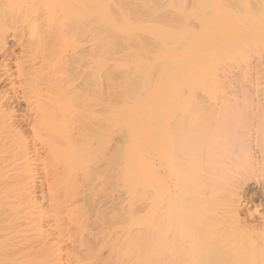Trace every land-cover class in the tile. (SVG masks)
<instances>
[{
  "label": "rangeland",
  "instance_id": "1",
  "mask_svg": "<svg viewBox=\"0 0 264 264\" xmlns=\"http://www.w3.org/2000/svg\"><path fill=\"white\" fill-rule=\"evenodd\" d=\"M32 18L38 22L37 38L40 36L41 41L38 38V43L41 46L36 43L37 38H31L28 35L29 25L34 20ZM43 39L45 46L42 45ZM29 40L30 44L33 40L39 48H45V50L37 48L38 46L32 42L36 49L34 48V51L31 45L33 51H30ZM4 42H6V46ZM26 44L28 48H23ZM5 47L7 48L5 49ZM0 49V54L3 51L9 53L5 58L8 59L7 61L2 58L4 52L0 55V60L6 62L3 64L4 62L0 61V65H7L5 66L7 70H12L10 73H15L17 68L15 66L20 61L25 65L29 63L28 57L30 58L31 55L35 57H33L34 61L31 59L32 56L30 58L33 61H31L32 65L36 63L35 67L41 66L40 62L42 64L45 62L41 60L48 56L50 59L54 58L51 61L49 58L46 59L48 60L46 63H50L52 60L57 61L59 58L63 61L62 63L59 60L63 65L66 64V66H61L64 69L58 68L60 71L55 68V76L50 67L49 74L57 79L62 76V83L68 82L69 86H67V98L59 99L62 104L61 112L66 111L67 113L64 114L69 115L70 121L67 119L68 115H63V118L69 121L63 119L65 126L61 124L62 122L60 123L61 131L63 130L61 133L68 131V134H65L69 136V143L65 144L60 141L59 143L62 142V145L59 146L62 149L60 148L58 153L57 150L54 153L58 154L57 158L62 155L60 160L65 156L68 161L63 159L56 161L53 157L54 154L50 155L47 151L54 159L47 153L46 158H49L47 163L52 161V163L49 162L51 165L48 163L51 169H56L59 166L67 171L70 170L67 175L71 177L67 178L68 182L65 180L67 184L64 182L66 186L63 185V188L62 185L59 186L60 192L57 190L61 198L67 199V203L64 202V204H68L67 207L70 208L67 211V216L65 215L69 219L64 217L67 221L64 224L68 226L69 231L72 228V232H75L73 228H77L78 232L88 229V233L90 231L98 233L97 235L100 237L95 235L97 239L94 238V242L98 244L96 241L101 238L100 243L102 237L106 239L105 236L108 235L105 234L109 232L116 231L118 232L115 233L116 236L123 238L128 233L127 229L136 232L148 225L150 191L146 130L150 125L154 131L163 132L168 127H166V122L169 126L172 122L171 126L175 129L170 127L174 132L173 136L170 135L171 133L167 136L164 131L165 139L169 136L170 139H174L176 130L178 136L176 142L179 144L181 141L179 138H182V144H179V146L182 145L180 147L182 150L188 147V143L193 144L194 139L195 142L200 138L199 136H205L204 133L209 135L211 129H214L215 133L219 132V139L217 138L221 143L219 145L224 146L219 152L223 155H221L223 158L220 164L225 181L222 182V189L219 190L223 197L218 196V198L229 199L232 196L230 194L235 196L237 191L236 196L242 198L247 194L245 199L249 203L246 204L249 209L244 208L243 210L246 209V211L243 212L246 217L255 216V219L248 217V220L249 218L251 220L249 222L255 220V223L258 224L257 221L264 217V195H262V193L264 194L262 191L264 190V152L261 153L264 151L262 147V145L264 146V0H0ZM45 54L48 56H44ZM61 55H66L67 58L61 57ZM43 56L44 58H41ZM66 60H69L71 64L69 65V61ZM50 64L52 66V63ZM46 65L48 66V64ZM1 69L4 72V68ZM3 72L0 71V76L4 74ZM56 73L60 76H56ZM3 79L4 81H2ZM5 79L6 77L3 76L0 80L3 83L0 85V94L5 96L6 100H17L16 104L13 103L17 110L16 117L20 118H17L20 121L19 126L22 130L27 129V133L26 131L25 133L26 135L29 133L27 136L30 137L32 126L30 121L33 119L31 118L33 115L29 116L32 112L27 110V102L26 104L21 102L26 95L22 90L21 92L25 96L21 94L19 88H16L20 84L14 86ZM58 80L54 79L53 83L55 81L61 83ZM23 87H25V83ZM79 89L82 94L79 93ZM78 90L79 92H76ZM80 102L82 103V113L79 111L76 113V110H79ZM57 114H59L58 111L55 115L59 118L60 114ZM77 114L81 117H78ZM203 116H205L203 121L215 117L216 120H213V124L216 123L211 124L212 126L210 124L203 126L199 123ZM172 118L173 121L174 119L176 121H171ZM78 119L83 121L82 125L84 126L78 125L84 127L83 138L75 135ZM190 120L192 123L189 122ZM194 120H197L203 127L198 129L196 126L198 123ZM188 122L189 124H187ZM182 123L185 126L188 125L186 128L189 132L191 128V133L194 129L196 130L193 132V136L191 133L188 134L184 125L182 127ZM28 127L30 128L29 132ZM170 128L169 130L172 132ZM58 130L60 133V127ZM180 131L184 135L188 134L187 139L183 134L179 136ZM78 137L83 142L80 143ZM188 137L191 140L186 144ZM167 141L165 140L169 146L166 145L168 153L171 154L174 152L173 146L176 143L170 140L173 145L171 152L169 151L170 143L168 144L169 141ZM204 144L201 142V145ZM245 144H248L249 148ZM256 144L262 149H259ZM201 145H199L200 148ZM243 145L249 152L243 149ZM196 148L195 145L194 149L192 148L190 151ZM203 148H201L202 151ZM188 149L187 152L186 149L184 151L186 155ZM218 149L220 148L218 147ZM44 151V149H40L39 154L42 153L44 156L42 154L39 156L45 160L43 158L45 157ZM243 151L247 155L250 154L253 160L249 161V155L246 156ZM176 153L174 152V155L172 153L171 159L169 158L171 155H169L168 160L176 161ZM184 155L182 154L180 157L182 158ZM255 157L258 161L254 159ZM198 159L197 161H199ZM197 161L192 165L195 166ZM168 163V167H170L171 162L168 161ZM175 165L176 162L171 164L174 166L172 169H175L176 166L177 169L186 167L179 166L180 164ZM189 168H186L184 172ZM40 169L43 170L44 167H40ZM48 169L44 170L47 172ZM51 169L48 171L50 175ZM168 169L170 168H167V177L170 176ZM44 170H39V175ZM176 172L175 170L171 174L175 181L178 176L184 174L183 172L179 175ZM193 173L191 174L194 175ZM174 174L176 175L174 176ZM42 175L44 180L41 182L44 183L41 188L43 186V195L45 194L44 197L48 198L47 188L51 187L48 184H53L51 182L54 179L52 178L53 174L52 177L48 175L50 181L47 175ZM182 178L186 177L183 175ZM188 182L190 181H187V184ZM179 184L177 183L178 186ZM158 187L157 185V189H160ZM71 206H75L73 208L76 209L72 210ZM248 211L253 214L249 215ZM257 212L263 216L259 218ZM174 214L176 216V213L173 212L172 215L174 216ZM171 219H169L170 223ZM111 229L112 231H110ZM83 232L84 236H87V232ZM91 235L87 236L89 241H93L94 236ZM74 238H72L73 242ZM84 238L83 241L86 240L85 243H87L88 239ZM77 240L79 241V239ZM107 241L105 244H108ZM105 244L102 245L108 248L100 245L101 250H97L99 246L97 245L94 249L98 252L92 250L94 254L92 252L91 254L94 255V259H91L92 256L88 258L91 259V262L101 264L99 263L101 260L103 262L107 259L105 257L110 254L107 253L110 246ZM243 244L244 246L248 245ZM85 261H83L84 264H93ZM178 263V259H173L172 264Z\"/></svg>",
  "mask_w": 264,
  "mask_h": 264
},
{
  "label": "bare ground",
  "instance_id": "2",
  "mask_svg": "<svg viewBox=\"0 0 264 264\" xmlns=\"http://www.w3.org/2000/svg\"><path fill=\"white\" fill-rule=\"evenodd\" d=\"M32 19H34L33 20L34 22L32 21L31 22L32 25L31 24L29 25L30 33L28 32V35H30L31 38L32 37L37 38V33L39 31V27L37 24L38 22L35 21L36 20L35 18ZM38 38L36 39L37 41L36 40L35 41L38 45H40L38 43L39 42ZM33 40L32 42H34ZM39 40L41 41L40 38ZM32 42L30 44V40H29L30 51H33L34 48L36 49V47L33 45L35 44V42L33 44ZM4 44L5 46L7 45L6 42H4ZM44 44H45V40L42 45L45 46L46 44L45 45ZM31 45L33 46V49ZM24 47L28 48L27 44L23 46V48ZM6 48L7 47H5V49ZM37 48H39V46ZM39 49L45 50V48H41V47ZM3 52L0 55H2ZM8 54L4 52L2 58L3 59L7 58ZM44 56H46V54ZM44 56L41 58H44ZM62 56L64 55H61V57ZM33 57L34 56H32L31 58L32 60L35 58ZM64 57H66V55ZM30 58L28 57V59L30 60L28 62L30 64L27 63L26 65L25 63L22 64V61L19 60L20 61L19 64L15 66L17 68L16 69L14 68L15 73L14 72L10 73L11 69L7 70V68L5 67L7 65L3 66L1 64L2 67L4 68L3 69L4 72H3L1 69L2 67L0 65L1 67L0 71L4 73L0 77L3 78V76H5L6 77L5 80L6 81L8 80L11 85L16 86V84H20L19 86L17 85L16 88L17 89L19 88L18 90H20L21 94L24 93L26 95V97H24L26 100L22 99L21 102L22 101L25 102L24 104H26L27 102L28 108L26 105L25 106L28 111L32 112V113L29 112L31 113L29 114V116L33 115V117L31 116V118L33 119H31L30 121L31 122L30 125H32L31 129L29 128L30 126L28 127V132L29 129L31 130L30 133L31 136L29 135L30 137H28L27 135L29 133L26 135L27 129L26 130L23 129L24 131L21 129V127L19 126L20 121L17 120V118L19 117H16L17 110L15 109L14 103L17 100L14 101L6 100L4 98L5 96L0 94V264H82L83 261H85V259L86 261H88V263H93V261L91 262V259H94L93 258L94 255L92 256L94 252H92V250L97 251L99 249L101 250L102 247L105 248L106 246L103 245L106 243L109 237L110 239L109 241H107V243L109 244L110 247L107 253L109 252L110 254L109 255L107 254L108 256L105 257L107 259H105L103 262L101 259H99L101 260V262L99 261L98 262L101 264H172L173 259L175 260L178 259L179 261L178 264H264V217H262V219L260 220L258 219L259 221H257L256 219L258 224L255 223V220H253L254 222L253 221L251 222L252 224L249 222L250 218L248 220V217L251 216L246 217L245 212H243L246 211V209H249L246 206V204L248 205L249 203H247L245 199V196L247 194L243 195L244 198H242L241 196H236L238 193L237 191L235 196H233L234 194L231 193L230 196L231 195L232 196L229 199L228 198L226 199V197H224L225 199L224 198L222 199L221 197L218 198V196L223 197V195H221L222 192H220L219 190L222 189L221 187L222 182L225 181L223 180L224 176L222 173V166L220 164L223 155L219 152V150H221V148H224V146L219 145L221 144L218 142L219 132L215 133L214 129H211L212 131L209 130L210 131L209 135L208 133H204V135L206 136V138H204L205 136L202 135L204 139L202 138V136H199L201 139L197 137L200 140L202 139L204 140V142L203 140L201 141L203 144L205 143L204 145H201V142L199 143L200 140L197 138H196L197 140L194 142L195 136L193 137L194 139L193 142L191 141L193 144L188 143L189 140H191L190 138L191 135L193 134L194 131H196L194 129V131L191 133L192 128L190 132L186 128L189 122L192 123V120H190L187 124L185 123L187 126H185L184 123H182V127L185 126L184 128L187 129L188 134L191 133L190 137H188L189 139L187 140V142L185 139H183V141L185 140L186 144L188 143L189 149L185 145L186 152L187 149L189 150L187 155L186 153H184L185 151L184 146H183L184 150L180 148L182 147V145L179 146V144H182L181 143L182 138L181 137H180L181 139L179 138V140H181L179 141L180 142L179 144H177L176 142V140L178 139L176 130H175V135L177 138L175 136H174L175 138L173 137L175 141L172 138L170 139V136L165 139L164 131H166L165 134H167V136L170 133H171L170 135L174 133L172 129H175V127L171 126L172 125L171 121H173V118L172 120L170 119L171 120L170 121L171 123L169 122L170 126L166 122L167 124L166 127L168 126L167 127L168 129L165 128V130L163 131L164 133L158 130H157L158 132L154 131L153 128L150 127V125H149L150 128L148 127V130H146L147 132L146 153L148 160V165H147L148 182H149V191H150L149 202H148V212H149L150 220L147 226L145 225L141 230H137L136 232H132L130 229H127L128 233L126 232L127 234H125L123 238L116 236L115 233H118L116 231L114 232L108 231L109 232L108 234L102 233L108 235L109 237L105 236L106 239H103V237L101 236L102 241L99 243L101 238L99 239V241H96L98 242V244L94 242V238L95 240L97 239L95 235H97L98 233L96 234L94 232L92 233V231L90 230H89L90 233H88L87 231L88 229L87 230L83 229L82 231L79 230L78 232L77 228L76 229L73 228L75 232H72V228H70L71 231H69L68 226L64 223H67L66 218L68 217L66 216L68 214L67 211H69L70 208L68 209L67 207L69 206L68 204H66L67 199H64L63 197L62 199L61 195L59 196L60 193H58V191L59 190L61 191V189H59V186L62 185L63 188V185L66 183L67 178L70 179L69 177L71 176L68 177L67 175L70 170L67 171V169L63 167L59 168V166L56 167V169L53 168L56 165L52 167L53 169H51L50 165L52 161L51 160L49 161L51 163L48 162L50 164L49 165L47 163L49 158L47 159L46 155L48 153L50 155L51 154L53 155L56 152V150L58 153L59 151L58 149L60 148L62 149V147H60L62 145V142L59 143L60 141H63L65 144L69 143V136L67 135L68 131L65 132L67 134H65L64 132L62 134L61 132L63 130L61 131L62 126L60 125L61 122H62L61 124L63 125L64 123L63 119H65V121L67 119L69 120L68 114H67L68 115L67 119L63 118V115H65L64 113L67 112L66 111H64V113L63 111L61 112L62 107H60L62 105L60 104V100L65 99L64 97L68 95V91H67L68 82L66 84L65 82L62 83L61 80L62 76L61 78H58L59 80L57 79V77L54 78L55 76L54 71L55 68L58 69L61 66H66L65 63H67L70 59L68 61L66 60L67 62L65 61L64 63L65 65L62 64L63 61L59 58L57 61L52 60V62H50L52 63V66H50L51 64L49 62L46 63L48 61L46 59L49 58L48 56V58H44L43 60H41L43 62L45 61L43 64L40 62L39 65L41 66L35 67L36 63L35 65H32L31 64L32 60ZM53 58L54 57H52L51 59ZM51 59L49 61H51ZM7 60L5 59V61ZM5 61H3L4 62L3 64L6 63ZM45 63L48 64L49 68ZM70 64L71 63L69 61V65ZM50 67L52 68V71L54 73L53 77H51L49 74V71L51 70ZM61 68L64 69V67ZM59 73H63V72H59ZM56 76L59 77L60 75L57 74ZM50 77L51 79H49ZM53 78L58 80L59 82L61 81V83H57L56 81H55L56 83L55 82L53 83L54 81ZM2 81H4V79ZM23 81H25L24 82L25 87H23L24 86ZM0 83H1L0 85L3 84L2 82ZM21 84L23 85L21 86ZM21 87L24 88L25 90L22 89ZM74 89L77 90V88ZM21 90L23 93L21 92ZM79 90L76 92H79ZM79 93L82 94L81 90ZM21 94L19 95L18 93L19 96H22ZM75 95L79 97L78 94L75 93ZM54 109H56L60 114L59 118H57L58 116L55 115L57 111L56 112L53 111ZM81 109H82V103L79 105V110L77 109L76 113L78 111L82 113ZM214 113L216 114V112ZM77 115L78 117L79 116L81 117V115L79 114ZM212 116L214 115L212 114ZM60 117H62L61 120ZM204 117L205 116H203V118H200L202 122L199 121V123L202 124L203 126L204 125L208 126L209 124L210 126H212L211 124H213V120L214 121L216 120L214 117V119L212 118L209 119L210 121L212 119L211 122L208 120V118L206 119V121H203L205 120ZM197 120H194V122H197ZM80 121L82 120H79L78 122L80 124L77 123L76 126L78 125L84 126L82 125L83 121L82 122ZM164 121L166 120L164 119ZM174 121L176 120L174 119ZM199 123L198 125L196 124H192V125L194 126L196 125L198 129H201V127L203 126L200 125ZM215 123L216 122H214V124ZM66 124L68 125V123ZM149 124L151 123L149 122ZM178 125H180V123ZM58 126L60 127V133L58 130L59 129ZM76 126L74 127V129L76 128ZM81 126L80 127L78 126L75 129V135H79L80 137L82 136L81 138H83L84 127L82 128ZM153 126H155V123H153ZM170 127L173 128L171 129ZM169 128L171 129L172 132H170ZM166 129L168 130L169 133L167 132ZM183 131L185 132L186 130ZM181 134L183 133L180 131L179 136H181ZM188 134L187 135L183 134L184 136H186V139ZM80 137H78L77 139H79ZM167 139H169L168 140L169 142L167 141ZM165 140L168 142V144L170 143V140H173V142L177 144L173 146L170 143L171 148L169 151L172 152L173 150L172 146H173L174 152H177L176 159H175L176 155L174 156V159L176 161L173 160V162H176V165L180 164L179 166L182 165L186 166L185 169L190 167L187 170L188 172L187 171L184 172L185 170L183 169L184 167L178 166L179 169H177L176 165H175L176 168L172 169L174 167L171 166L173 162L168 159L169 158L171 159V157L174 155V152H172L173 155L172 153L169 154L170 152L168 153V148H167L168 145L165 142ZM81 141L83 142L82 139L80 140V143ZM190 144L192 145L193 149L196 145L197 146L196 149L198 151H195L196 149L192 150L193 152L190 151L192 149L190 148L191 147ZM199 145L202 146L201 148L204 147L203 151ZM246 146H248V144ZM218 147L220 149H218ZM242 147L245 151L248 150L244 145ZM262 147L264 148L263 145ZM262 147L261 148L259 147V149H262ZM176 148H178L179 151L178 149L175 150ZM247 148H249V146ZM40 149L45 150L44 151L45 157H43L45 158V160L40 157L43 155L42 153H40L42 155L39 154ZM200 150L201 152H199ZM180 151L183 152L182 154L186 155V156L184 155L185 157L183 156L184 158L180 157L182 156ZM198 152L199 154H197ZM263 152L264 151H261V153ZM57 153L56 155H58ZM245 153L243 151V154ZM56 155L54 154L53 157L57 161V159L61 158L62 155H60L59 158H57ZM169 155L171 156L168 158ZM245 155L246 156L249 155L250 158L249 161L253 160V157H251L250 154L248 155L245 154ZM50 157L52 158V156ZM179 157L181 158V160L183 159L182 164ZM64 158L62 159L66 160L67 162L68 160L66 159L65 156ZM62 159L59 160L62 161ZM197 159L199 161H197ZM254 159L257 160L256 157ZM256 160L254 161L257 163L258 160L257 161ZM168 161L171 162L170 167H168L169 165ZM183 161H188V162L183 163ZM195 161L197 162L196 164L194 163L195 164L194 166L192 165V163ZM62 165L66 167V165H64L63 163ZM198 165L200 166L198 167ZM193 166L197 168L195 169ZM40 167H44L45 170H47L48 168L52 170L51 175L53 174L52 175L53 177L49 174L48 172L49 169L47 171L48 174H46L47 172L44 169L43 170L46 173L44 172L41 173V175L42 174H45L44 176L47 175V178L49 177L48 175L54 178L53 181H51L53 183L52 185L47 183L51 187H48L46 185L48 187L47 188V195H49V197L47 196L48 198L44 197L45 194L43 195L44 192V190L42 189L43 186L41 188V185L44 183V182L42 183L41 180L43 181L44 179H42L43 175L42 176L39 175V172L43 171L42 169H40ZM167 168H170L168 169L170 171V172L168 171V173L170 174L169 177H167ZM180 168L181 170H183L182 172H180L181 171ZM193 168L198 171V174L197 171L196 173H193L195 172ZM201 168L202 170H200ZM175 170L178 172L179 175H181L184 172L182 176L177 175L178 178L176 179L179 182L177 180L176 182L171 177V174H173V171L175 172ZM191 173H193L194 175H192ZM175 175L176 174H174V176ZM183 175L184 177H186L185 179L182 178ZM190 175L192 178L190 177ZM189 177L191 180L189 179ZM48 180L47 182L50 181ZM181 180H183V182H181ZM185 180L186 182L184 183ZM187 181L190 182H188L187 184ZM177 183L178 184L180 183L179 186L177 185ZM157 185L159 186L158 188L160 189H157ZM180 185H182L183 188L182 186L180 187ZM185 185H187L188 187ZM65 186L66 185H64V187ZM183 194H184V198H183ZM262 195L264 194L262 193ZM64 202L66 203L64 204ZM244 208L246 209L243 210ZM74 209L76 208H73L72 210ZM72 210H70V212H72ZM173 212L176 213L177 217L175 216V214L174 216L172 215ZM251 213H249V215ZM257 214L259 215L258 216L259 218H261L260 216H263L260 215L258 212ZM64 217L66 218L64 219ZM172 217L174 218L171 219ZM253 217L255 219V216ZM253 217H251V219ZM169 219H171L170 220L171 223L169 222ZM83 231L87 232L86 233L87 236L91 235L92 233L94 236L93 237L91 235L93 237L92 239L93 241L90 240L91 241L90 242L88 237L84 236L85 233ZM110 231H112V229ZM84 237H86V239H88L90 243L88 241L87 243H85L86 240L83 241L85 239ZM72 238H74V242ZM76 239H79V241L77 240L79 243L76 241ZM104 240L106 241L104 242ZM243 243H246L248 245L245 244L246 246H244ZM97 245L99 246L97 250H95ZM90 257L91 259H88ZM93 264L96 263L94 262Z\"/></svg>",
  "mask_w": 264,
  "mask_h": 264
}]
</instances>
